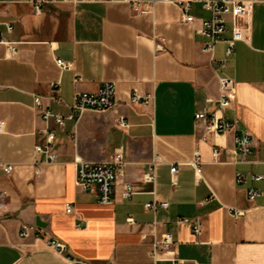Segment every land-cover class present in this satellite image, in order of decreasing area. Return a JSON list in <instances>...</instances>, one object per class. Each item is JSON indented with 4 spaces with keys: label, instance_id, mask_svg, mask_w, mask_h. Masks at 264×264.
Here are the masks:
<instances>
[{
    "label": "crops",
    "instance_id": "crops-1",
    "mask_svg": "<svg viewBox=\"0 0 264 264\" xmlns=\"http://www.w3.org/2000/svg\"><path fill=\"white\" fill-rule=\"evenodd\" d=\"M190 13L194 22L159 0L141 13L123 0L45 3L38 13L22 0L0 2V37L16 43L11 55L0 43V188L7 194L0 264L147 263L164 233L173 243L158 251L156 264H264V0L250 5L249 39L237 41L229 54L230 23L204 51L208 38L197 27L210 12L195 2ZM56 58L71 67L61 69ZM225 77L231 79L230 101L218 108L206 98L216 100ZM107 80L116 84L112 108L85 109L63 125L43 120L34 108V96H41L43 106L66 116L77 92H95ZM135 92L152 98L132 101ZM199 110L236 120L237 132L250 134L247 162L229 161L233 133L206 134L193 116ZM118 116L126 127L117 124ZM47 131L54 134L53 162L34 151ZM118 147L125 162L115 199L99 204L75 185L74 160L102 161ZM195 150L199 181L187 163ZM154 158L155 182H144L141 174ZM6 163L14 165L10 173L2 170ZM170 164L178 167L175 184ZM122 180L134 186L130 198L117 194ZM251 188L260 191L254 199L247 195ZM152 201L168 205L144 207ZM180 217L198 218L200 232L177 222ZM21 222L56 238L64 250L32 235L20 238Z\"/></svg>",
    "mask_w": 264,
    "mask_h": 264
},
{
    "label": "built area",
    "instance_id": "built-area-1",
    "mask_svg": "<svg viewBox=\"0 0 264 264\" xmlns=\"http://www.w3.org/2000/svg\"><path fill=\"white\" fill-rule=\"evenodd\" d=\"M2 0H0L1 2ZM10 2L12 0H5ZM28 3L35 13L42 10L45 3H75L81 0H22ZM131 3V7L134 12L141 13L146 11L158 0H123ZM169 2L176 5L183 16V20L186 22H194L195 17L190 13L191 5L195 2L200 3L202 8L210 12L208 18H202L199 20L197 32L206 36L208 42L202 47L204 51H210L213 44L222 39L223 34L227 31L226 23H230L229 37L226 39V54L233 51L235 43L237 41H245L249 39V28L246 24L245 18L250 10V5L259 0H159ZM10 28V26L8 27ZM0 43L6 45L8 55H11L16 50V43L6 41L0 37ZM55 63L61 69H68L71 67V63L61 58H56ZM81 78L78 76L77 80ZM231 79L220 78L219 79V94L216 100L209 97L206 101H211L216 104L218 108L226 106L230 101L231 92ZM116 84L114 81H104L95 92H77L71 103L70 113L66 116L52 111L48 106H43L41 96H34L33 104L35 110L38 111L41 118L45 121L52 119L55 123L63 125L65 119H73L74 116H78L85 109H94L103 111L105 109L112 108L115 101ZM50 98L56 103L61 104L62 100L56 95H51ZM151 94L141 95L135 92L132 96V101H141L148 103L151 100ZM194 119L203 122V130L206 134L222 135L228 132L233 133V140L235 146L230 149H226L229 155V161L233 163L247 162L248 156L251 153V136L246 131L237 132V121L224 119L215 114V112H207L206 110H199L194 112ZM116 122L120 127H126L127 123L123 116H118ZM2 127V121H0V129ZM36 153L43 155L44 162H53L56 159L54 151V134L51 131L45 133L44 141L34 146ZM220 153V148L215 146L212 149V156L216 159ZM38 161L37 163H39ZM124 155L121 147L115 148L107 157L102 161L90 162L81 158L74 160V182L82 191L91 192L95 195L96 201L99 204H111L115 199L113 192L114 183L117 182V177L121 175V166L124 164ZM158 160L155 158L148 162L147 168L142 172L141 178L144 182H155V166ZM193 166L196 174V180L201 178L200 164L201 161L198 156V152L195 150L193 157L187 162ZM2 170L5 173H10L13 170L14 165L12 163L3 164ZM37 170V167H36ZM171 174V183L175 184V174L178 171L176 164H170L169 168ZM253 179H260L261 175H252ZM242 179V175L236 172L235 181L239 182ZM122 188L117 193L121 198H130L134 193V186L128 180L121 181ZM260 194L257 189L251 188L248 190L247 195L249 199H254ZM7 204V194L5 190L0 188V224L5 220L4 215ZM167 201L161 202H146L144 207L147 209L155 210L157 206L166 207ZM65 211L71 212V204L65 203ZM235 214H239V211H235ZM177 222H187L190 224L194 233L200 232V221L198 218L189 219L180 217ZM18 235L20 238L32 235L34 240H42L50 248L62 252L64 250V244L53 238L47 236L44 231L38 230L34 225L21 222L19 225ZM172 236L170 233H164L160 238L155 239L153 242L152 261L147 263H134V264H156L158 257V251H169L172 245ZM176 264V261L172 262Z\"/></svg>",
    "mask_w": 264,
    "mask_h": 264
},
{
    "label": "rangeland",
    "instance_id": "rangeland-1",
    "mask_svg": "<svg viewBox=\"0 0 264 264\" xmlns=\"http://www.w3.org/2000/svg\"><path fill=\"white\" fill-rule=\"evenodd\" d=\"M226 26L228 27V26H229V23H228V24H226Z\"/></svg>",
    "mask_w": 264,
    "mask_h": 264
}]
</instances>
